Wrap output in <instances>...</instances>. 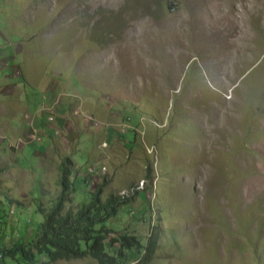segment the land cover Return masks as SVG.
Segmentation results:
<instances>
[{"label":"rangeland","instance_id":"374dc122","mask_svg":"<svg viewBox=\"0 0 264 264\" xmlns=\"http://www.w3.org/2000/svg\"><path fill=\"white\" fill-rule=\"evenodd\" d=\"M67 159L152 264H264V0H0V264Z\"/></svg>","mask_w":264,"mask_h":264},{"label":"trees","instance_id":"16d2710c","mask_svg":"<svg viewBox=\"0 0 264 264\" xmlns=\"http://www.w3.org/2000/svg\"><path fill=\"white\" fill-rule=\"evenodd\" d=\"M71 161L67 159L62 168L60 195L46 210L39 206L43 221L36 239L27 245L10 248L7 256L18 264H55L61 260L92 258L97 264H126L128 254L137 251L141 256L138 264H152L159 249L157 228L147 241L130 233L119 234L110 228V221L118 219L128 196L110 195L103 199L106 183L91 193V199L76 211L68 207L71 195L77 192L75 180L71 179Z\"/></svg>","mask_w":264,"mask_h":264}]
</instances>
